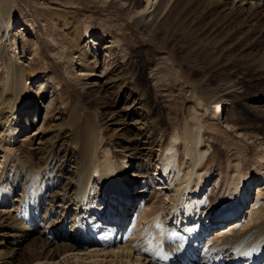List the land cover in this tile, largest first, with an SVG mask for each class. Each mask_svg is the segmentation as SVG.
<instances>
[{
    "label": "rangeland",
    "instance_id": "obj_1",
    "mask_svg": "<svg viewBox=\"0 0 264 264\" xmlns=\"http://www.w3.org/2000/svg\"><path fill=\"white\" fill-rule=\"evenodd\" d=\"M219 2L220 0H165L158 6L157 0H151L149 10L142 12L148 4L147 0H0L1 11L5 10L7 13L8 6L13 7L10 25L19 33L16 36H6L0 27V76L10 59L18 69H32L31 78L24 79V84L30 90L36 84L43 83V91L36 102L31 99L21 104L15 116L17 121L13 123L15 126H12L9 134H13L12 138L19 144L30 149L31 152L27 151L36 161L53 147L60 145L61 138L72 132L73 127L70 125L65 133L59 132L66 126L68 119L72 121L74 116L78 124L87 120L97 126L104 123V128L107 125L106 115L112 118L128 115L134 94H137L138 100L140 99L139 111L133 116L125 117L124 129L115 131L114 127H107L106 131L102 130L112 136L110 140L121 137V142L125 144L129 139H134L136 132L139 133L136 129L141 130L142 140H146L154 131L159 148L166 135L175 130L181 135L188 123L189 127L192 125V107L199 94L218 98L222 96V85L239 87L240 96L234 99L219 97L229 102L228 105L225 104V113L219 121L211 117V108L201 106L202 108L196 109L198 119L201 118L200 124L206 121L205 126L202 124L204 138H201V147L209 149V158L205 160L208 172L204 178L208 177L205 190L208 188L215 196L223 186L224 176L236 164H239L242 173L249 172L252 176L251 188L253 184L255 186L242 209H237L236 213H239L236 221L226 223L224 230L231 224L244 225L245 220L250 217L247 215L251 214L252 207L258 206L257 202L264 203V107L261 101H254L256 97L264 99V5H261L264 0ZM254 4H259V7ZM72 22L77 30L84 25L91 29L90 39L83 38L81 45L90 55L95 53L92 57L94 60L89 61V71L82 73L76 50L68 49L69 54H66L67 39L63 23ZM24 24L30 29L23 31ZM91 38L95 41V46L90 44ZM13 39L19 42L18 52L11 51L10 42ZM69 55H73L72 58ZM78 71L80 74L84 73V76ZM106 95L107 103L101 104V98ZM62 102L66 103V109L64 105H60ZM201 103L204 104V101ZM203 107L208 114L201 113ZM217 121L221 127H218ZM211 122L217 123L213 125L217 129L212 127ZM218 129L221 131L218 132ZM65 140L67 141L65 138L62 143ZM116 147L114 144L112 147L109 145L113 153L128 155V152H124L126 147L124 150ZM178 149L180 164L182 157L180 148ZM1 157L2 150L0 162ZM123 162V172L133 170L127 159ZM227 163L231 165L229 168ZM226 166L228 171H225ZM11 168V163H7L3 175L5 181L10 179ZM154 170H157L156 165ZM155 173L154 179L158 176ZM63 186L64 183L61 187ZM139 186L133 188L134 192L139 190ZM161 187L162 185L156 186ZM208 189L206 192H209ZM2 191L11 193L12 199L5 200L1 205V223L15 214L12 213L14 205L10 204L19 193L18 190L12 192L11 185ZM164 193L162 191L159 194L160 198L165 199ZM208 194L203 193V196ZM138 195L141 196L135 203V212H139V216L134 230L139 231L124 247H129L136 241L141 242L145 226L155 217L154 214L151 215L154 207L149 205L144 209L142 206L146 202V195L136 193L134 198H138ZM166 204L167 200L161 202L163 212L160 218ZM232 212L229 210L228 213ZM42 214L44 213L41 211ZM229 218L231 220L232 215ZM37 235L36 232L32 233L24 242L32 241ZM131 235L132 233H127V236ZM23 243L21 242L22 245ZM1 244L3 240H0ZM70 257L61 256L49 262L68 264L72 261L65 260ZM151 259L152 257L141 256L140 261L142 264H151ZM16 263L18 262L14 264ZM90 263L88 259L83 264Z\"/></svg>",
    "mask_w": 264,
    "mask_h": 264
},
{
    "label": "bare ground",
    "instance_id": "obj_2",
    "mask_svg": "<svg viewBox=\"0 0 264 264\" xmlns=\"http://www.w3.org/2000/svg\"><path fill=\"white\" fill-rule=\"evenodd\" d=\"M150 1L147 0L148 4L142 12L149 10ZM157 1L158 6L165 2V0ZM254 5L259 7V4ZM261 5L263 6L264 2ZM1 10V29L6 36H16L19 33H16L10 25L13 7L8 6L7 13ZM63 26L67 39L66 54H69L68 49L76 50L80 72L89 71V61L94 60L92 57L95 53L90 55L81 44L83 38L90 39L91 29L88 25H84L77 30L73 22L63 23ZM23 27V31L30 29L25 24ZM91 39L90 44L93 45L95 41ZM18 44L16 39L10 42L12 52H18ZM72 56L69 55V58ZM31 74V68L18 69L16 64L8 59L0 76V150H2L0 208L5 200L11 198V193L7 194L2 191L3 189L11 185L12 192L17 190L19 192L13 200L12 213L15 214H12L8 221L0 222V240H3V244L0 245L2 249L0 264L15 262H18L16 264H50L49 261L53 262L66 255L71 256L65 260L72 261L68 264H83L88 259L91 261L90 264H142L141 256L152 257L151 264H264V203L256 201L260 206L252 207L251 214L247 213L250 217L245 220V224L242 222L244 225L231 224L225 230L221 228L250 195L255 186L253 184L251 188V174L242 173L239 164L233 165L231 172L224 176L223 186L215 196L208 188L209 192L205 190L208 180V177L204 179L205 174L208 173L205 160L209 149L201 147V138L206 121L203 122L204 126L203 123L200 124L201 118L198 119L196 107L211 108V117L219 121V118H223L226 109L220 114L222 107L229 103L219 97L234 99L240 96L239 87L222 85V96L218 98L199 94L192 107V125L189 127L188 123L181 135L176 132L177 130L166 135L159 148L155 132L151 130L148 138L142 140L144 138L141 136V130L136 129L139 133L136 132L134 139H129L126 144L121 142V137L110 140L112 136L103 131H106L107 127H114L115 131L124 129L126 123L124 120L127 119L125 117L133 116L139 111L140 99L138 100V95L134 94L135 98L128 115L113 118L106 115L107 125L104 128H102L104 123H98L97 126L91 120H87L78 124L74 116L72 121L68 119L66 126L59 132L65 133L69 125L73 127L72 132L69 130L71 133L68 136L62 138L60 136L61 140L58 139L61 144L35 161L27 151L28 148L15 141L12 138L13 134H9V130L15 126L13 123L17 121L15 116L21 104L31 99L32 102H36L43 91L42 82L32 87V90L24 84V79H30ZM106 98L107 95L101 98V104L107 103ZM254 101L257 103L261 101L264 107V99L259 100L256 97ZM65 104L62 102L60 105H64L66 109ZM219 104L222 105L214 107ZM204 109L205 107L201 113L208 114ZM206 118L209 120L208 117ZM211 123L213 127L215 123ZM207 124L206 126L211 125ZM219 124L218 127H221ZM213 128L217 129V126ZM65 138L67 141L62 143ZM113 144L118 148L122 147L123 150L126 147L124 152H128V155L119 156L113 153L109 148V145L112 147ZM178 148L182 157L180 164ZM124 159L131 163L133 170L122 171ZM7 163L12 165L10 179L6 180H9L8 182L3 179ZM154 165L157 166V170H154ZM226 165L228 168L231 166L230 163ZM228 168L226 166L225 171ZM154 172L158 175L155 179ZM261 174L259 176L262 177ZM62 183H64L63 187H61ZM158 185L162 187L156 188ZM135 186H139L140 192H134ZM162 191H165L163 194L165 199L159 196ZM136 193L146 195L144 198L146 202L142 206L144 209L149 205L154 207L153 213L150 210L152 214H149H154L155 217L145 226L141 242L136 241L129 247H121L119 245L122 241L119 235L123 228L118 232L117 230L107 232L104 225L110 220L120 222L124 211H131L133 205L128 206V202L135 199ZM203 193L209 194L203 196ZM119 197L123 198L119 200ZM164 200H167V204L166 208H163L165 211L161 217L164 219L161 220L160 216L163 212L161 202ZM229 210L233 212L230 214ZM41 211L44 214L41 215ZM207 218L209 221L203 223ZM166 223L171 227L168 231L164 229ZM211 230L215 231L212 233ZM34 232L38 234L37 237L30 242H24ZM209 233L212 235L210 236ZM49 235L53 236V240L48 239ZM21 242H24L23 245ZM203 249H206V252L200 260L197 257ZM166 253H171L174 260L168 261ZM83 255L87 257L82 258Z\"/></svg>",
    "mask_w": 264,
    "mask_h": 264
}]
</instances>
